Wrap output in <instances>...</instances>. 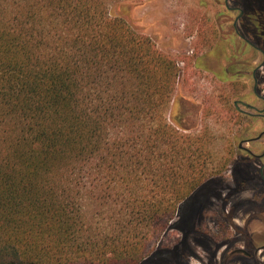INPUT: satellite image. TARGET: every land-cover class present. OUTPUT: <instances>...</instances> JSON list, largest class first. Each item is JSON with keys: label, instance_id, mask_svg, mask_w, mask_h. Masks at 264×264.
Here are the masks:
<instances>
[{"label": "trees", "instance_id": "trees-1", "mask_svg": "<svg viewBox=\"0 0 264 264\" xmlns=\"http://www.w3.org/2000/svg\"><path fill=\"white\" fill-rule=\"evenodd\" d=\"M178 75L106 0H0V264L165 249L141 258L211 176L204 142L166 120Z\"/></svg>", "mask_w": 264, "mask_h": 264}, {"label": "rangeland", "instance_id": "rangeland-1", "mask_svg": "<svg viewBox=\"0 0 264 264\" xmlns=\"http://www.w3.org/2000/svg\"><path fill=\"white\" fill-rule=\"evenodd\" d=\"M106 10L150 38L159 52L175 62L179 75L166 120L173 125L171 118L175 117L185 128L183 134L204 142L209 153L203 159L211 176L199 189L212 181L216 186L220 179L225 180L224 173L219 174L222 166L238 161L239 144L256 138L264 126L263 120L242 117L233 106L235 100L258 106V100L251 92L250 75L236 72L242 64L250 70L245 62L250 64L254 55L251 57L248 52L252 50L232 34L225 20L224 0H106ZM259 72L264 76V66ZM260 144L263 141L243 146L255 151ZM227 170L226 178L230 177ZM255 229L258 231V226ZM178 235L173 227L152 236L141 258ZM159 258L150 257L152 261Z\"/></svg>", "mask_w": 264, "mask_h": 264}, {"label": "flooded vegetation", "instance_id": "flooded-vegetation-1", "mask_svg": "<svg viewBox=\"0 0 264 264\" xmlns=\"http://www.w3.org/2000/svg\"><path fill=\"white\" fill-rule=\"evenodd\" d=\"M224 7L232 34L254 55L250 64L245 62L250 70L242 64L236 72L253 79L251 92L258 106L243 100L233 106L242 117L264 121V76L259 72L264 66V27L258 0H224ZM252 141L263 144L255 151L243 146ZM237 152L238 161L223 165L219 173L225 180L198 189L182 207L175 227L179 235L153 254L164 258L143 264H264V126L256 138L243 140Z\"/></svg>", "mask_w": 264, "mask_h": 264}]
</instances>
